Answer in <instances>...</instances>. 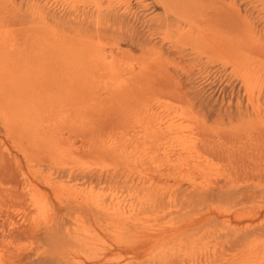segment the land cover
<instances>
[{"label": "rangeland", "instance_id": "374dc122", "mask_svg": "<svg viewBox=\"0 0 264 264\" xmlns=\"http://www.w3.org/2000/svg\"><path fill=\"white\" fill-rule=\"evenodd\" d=\"M0 264H264V0H0Z\"/></svg>", "mask_w": 264, "mask_h": 264}, {"label": "bare ground", "instance_id": "6f19581e", "mask_svg": "<svg viewBox=\"0 0 264 264\" xmlns=\"http://www.w3.org/2000/svg\"><path fill=\"white\" fill-rule=\"evenodd\" d=\"M176 140H177V139H176ZM259 140H260V139H259ZM207 146H208V145H207ZM210 146H211V145H210ZM213 146H214V145H213ZM201 147H202V146H201ZM172 148H173V147H172ZM204 150H205V149H204ZM252 150H253V149H252ZM255 150H256V148H255ZM258 150H260V149H258ZM209 151H210V150H209ZM220 151H221V150H220ZM214 152H215V151H214ZM214 152H213V154H214ZM235 152H237V151H235ZM245 152H246V151H245ZM258 152H259V151H258ZM253 154H254V153H253ZM235 157H237V156H235ZM235 157H234V158H235ZM241 158H242V157H241ZM242 163H243V162H242ZM251 163H252V162H251ZM262 165H263V164H262ZM248 167H249V166H248ZM248 167H247V168H248ZM250 167H251V165H250ZM247 168H246V169H247ZM243 169H244V168H243ZM258 170H259V169H258ZM251 171H252V170H251ZM247 172H248V171H247ZM259 175H260V174H259ZM221 195H222V194H221ZM248 226H249V225H248Z\"/></svg>", "mask_w": 264, "mask_h": 264}]
</instances>
